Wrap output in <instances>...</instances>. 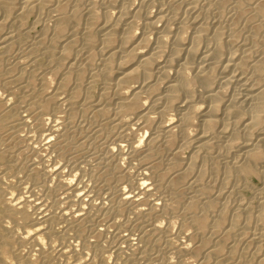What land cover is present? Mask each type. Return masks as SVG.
Here are the masks:
<instances>
[{
	"label": "bare ground",
	"instance_id": "obj_1",
	"mask_svg": "<svg viewBox=\"0 0 264 264\" xmlns=\"http://www.w3.org/2000/svg\"><path fill=\"white\" fill-rule=\"evenodd\" d=\"M263 192L264 0H0V264H264Z\"/></svg>",
	"mask_w": 264,
	"mask_h": 264
},
{
	"label": "rangeland",
	"instance_id": "obj_2",
	"mask_svg": "<svg viewBox=\"0 0 264 264\" xmlns=\"http://www.w3.org/2000/svg\"><path fill=\"white\" fill-rule=\"evenodd\" d=\"M35 32H36V30H34L33 32H32V35L33 34H35ZM44 66H46V61H43V63H42ZM26 130H27V128H26ZM119 130L121 131L122 129H120L119 128ZM24 133H27V131H25ZM38 142V141H37ZM36 141L35 142H31L30 143V141H25V143H27V144H32L33 143V145H36V143H37ZM32 145V146H33ZM45 155H46V153H44ZM14 180V179H13ZM253 186H254V191H255V189L256 188H258V189H261L262 188V186H263V184H262V181L261 180H259V179H257L256 177H254L253 178ZM261 187V188H260ZM254 191L251 189V190H246V191H243V193H240V197H242V198H244L245 197V199H246V201H252L253 200V198H254ZM14 195H15V197H19V195H20V193H19V189L17 188V187H15V189H14ZM241 194H242V196H241ZM262 194V196H264V192L263 193H261ZM237 198H238V196H237ZM63 227H62V225H59L58 226V231L59 232H62L63 230ZM176 230V229H175ZM68 232L70 233H67V235H66V238L65 239H63L62 241H61V243L63 244V245H65V246H67V245H73L74 246V248L75 247H80V245H81V240H79V239H77V238H75L74 237V232L73 231H69L68 230ZM72 232V233H71ZM111 235H110V237L109 236H107V241H109L108 243H111V242H113L114 241V239H113V237H111L113 234L112 233H110ZM69 240V241H68ZM90 244H89V248H91L92 250L94 249V246L95 245H97V242L94 240V239H92V238H90ZM111 241V242H110ZM77 242H79V243H77ZM57 243V245L59 244L58 242H56ZM55 243V244H56ZM76 243V244H75ZM91 243H92V247H91ZM80 244V245H79ZM95 247H97V246H95ZM111 252H113V251H109V252H106L105 254H106V256H107V263H109V264H117L118 262H119V257H116V254L114 255V253H111ZM94 255V251L93 252H90L89 253V256L90 257H94V256H92V255ZM108 255H112L111 257L110 256H108ZM113 255H114V257H113ZM86 258H88V256H85ZM108 257H109V259L110 260H112V261H110L109 259H108ZM118 258V259H117ZM118 260V262L116 261V260ZM97 260V259H96ZM98 261V260H97ZM116 261V262H115ZM141 262V264H144L145 262H143V261H140ZM121 263V261L118 263V264H120ZM124 263V262H123ZM93 264H100L99 263V261L98 262H96V261H94L93 262ZM151 264H153V263H151Z\"/></svg>",
	"mask_w": 264,
	"mask_h": 264
}]
</instances>
